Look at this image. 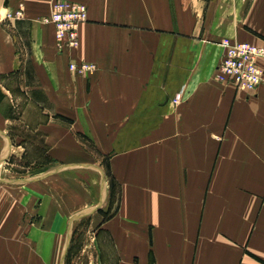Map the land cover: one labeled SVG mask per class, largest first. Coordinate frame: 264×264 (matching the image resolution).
Returning a JSON list of instances; mask_svg holds the SVG:
<instances>
[{"label":"crops","instance_id":"crops-1","mask_svg":"<svg viewBox=\"0 0 264 264\" xmlns=\"http://www.w3.org/2000/svg\"><path fill=\"white\" fill-rule=\"evenodd\" d=\"M56 2L87 6L77 47L40 22ZM225 39L263 46L264 0H0V87L41 110L27 121L78 171L79 211L116 202V264H264V82L217 78Z\"/></svg>","mask_w":264,"mask_h":264},{"label":"rangeland","instance_id":"rangeland-1","mask_svg":"<svg viewBox=\"0 0 264 264\" xmlns=\"http://www.w3.org/2000/svg\"><path fill=\"white\" fill-rule=\"evenodd\" d=\"M2 28L6 60L15 27L8 22ZM2 79L17 88V74L6 70ZM11 95L0 87V264H116V250L100 227L116 202L107 197L96 211L78 210V171L58 170L60 161L27 121L42 119L41 110L25 94L18 104Z\"/></svg>","mask_w":264,"mask_h":264},{"label":"built area","instance_id":"built-area-1","mask_svg":"<svg viewBox=\"0 0 264 264\" xmlns=\"http://www.w3.org/2000/svg\"><path fill=\"white\" fill-rule=\"evenodd\" d=\"M20 13V12H18ZM88 19L86 4L82 2H56L51 13L43 18L55 29L58 47H77L79 28ZM225 53L219 63L216 76L219 80L233 84L238 90H255L264 82V70L258 65V58L264 57V45L238 42L230 39L222 41ZM95 64L71 62L69 68L75 73H84L95 69ZM181 101V94L171 99L173 105Z\"/></svg>","mask_w":264,"mask_h":264},{"label":"bare ground","instance_id":"bare-ground-1","mask_svg":"<svg viewBox=\"0 0 264 264\" xmlns=\"http://www.w3.org/2000/svg\"><path fill=\"white\" fill-rule=\"evenodd\" d=\"M1 133V132H0ZM2 156V155H1Z\"/></svg>","mask_w":264,"mask_h":264}]
</instances>
